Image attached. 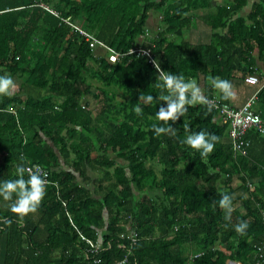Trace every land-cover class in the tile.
Returning a JSON list of instances; mask_svg holds the SVG:
<instances>
[{"label": "trees", "instance_id": "1", "mask_svg": "<svg viewBox=\"0 0 264 264\" xmlns=\"http://www.w3.org/2000/svg\"><path fill=\"white\" fill-rule=\"evenodd\" d=\"M38 1L0 0V76L19 80L17 92L0 96V180L16 178L21 163L49 171L34 213L19 219L0 198V264H264V134L249 132L246 154H235L207 104L186 105L175 122L157 120L166 102L138 98L161 94L159 72L129 53L149 48L162 70L202 79L204 92L217 94L213 77L232 83L258 72L264 0L247 18L233 19L246 0L219 7L208 23L212 41L197 46L183 38L188 13L211 0H42L56 14ZM150 12L161 15L154 32ZM66 18L119 61L92 50ZM254 108L264 116V88ZM153 124L176 134L156 136ZM199 131L219 137L203 159L182 143ZM224 194L233 198L227 220ZM241 221L243 235L234 228ZM99 240L94 250L88 241Z\"/></svg>", "mask_w": 264, "mask_h": 264}, {"label": "clouds", "instance_id": "2", "mask_svg": "<svg viewBox=\"0 0 264 264\" xmlns=\"http://www.w3.org/2000/svg\"><path fill=\"white\" fill-rule=\"evenodd\" d=\"M155 67L159 72V79L155 83L158 89H161V94L154 99L153 95H139L138 101L143 104H151L154 100L166 102V106H161L156 112V119L160 121L175 122L180 116H183L187 111V106L196 104H208L210 102L202 94L197 82L193 79L186 80L180 74H174L164 71L160 65L155 63ZM212 87L219 90L223 99L231 98L233 93V85L227 79L213 77L211 80ZM16 85L12 78L8 75L0 76V96H12ZM167 94H164V91ZM133 111L140 115L142 108L139 104L134 107ZM187 130V126H185ZM153 134L159 136L161 134L171 133L175 136V129L169 125L168 127L157 124L152 125ZM219 141V137L215 134L205 131L193 132L185 137L182 141L191 149L198 150L201 158H206L213 152L215 144ZM27 177V178H25ZM46 177L36 168V166L28 167L21 163L16 167V178L9 180H0V198L4 201H11L9 210L16 214L19 219L29 213H34L40 205L43 198L46 196ZM233 198L224 194L220 197L219 206L225 210V219H230L233 211ZM248 224L246 221H241L235 225V231L241 235L245 234Z\"/></svg>", "mask_w": 264, "mask_h": 264}, {"label": "built area", "instance_id": "3", "mask_svg": "<svg viewBox=\"0 0 264 264\" xmlns=\"http://www.w3.org/2000/svg\"><path fill=\"white\" fill-rule=\"evenodd\" d=\"M38 2L40 6L50 10L49 5H46L42 0ZM54 13L56 14V12ZM64 21L75 27L80 36L83 37L92 50L96 49L98 46L103 47L109 62L117 63L120 57H122V55H119L118 53L111 50L107 45H104L102 42H100L93 33L85 30L78 24H73L70 18H66ZM147 35L148 30H146L145 33V36ZM129 53H137L140 56H146L149 59V62L153 65L157 63L151 49L149 48H132L130 49ZM244 82L246 84L254 85L257 90L239 107H233L232 105L223 102V100L217 94L209 96L204 92V90H201L202 94L210 102V106L208 104L207 105L217 112L216 118L220 124L227 126L228 140L230 142L231 149L235 154H246L247 148L251 146L252 143L251 139L247 136L249 132L258 133L261 135L264 134V116L261 112L256 111L254 108L257 93L264 88V79H261L253 72L247 73V75L244 77ZM32 166H36V168L46 177L47 183H49V171L44 170L40 165L37 164ZM32 166L28 167L31 168ZM126 237L131 238L132 241H135V235L132 232L126 235ZM88 242L92 245L94 250H99L101 248L102 240H99L95 244H93L91 241ZM125 262L126 260H123L116 264H125ZM230 263L239 264L236 262Z\"/></svg>", "mask_w": 264, "mask_h": 264}, {"label": "crops", "instance_id": "4", "mask_svg": "<svg viewBox=\"0 0 264 264\" xmlns=\"http://www.w3.org/2000/svg\"><path fill=\"white\" fill-rule=\"evenodd\" d=\"M233 0H211V5L209 7L202 6L195 10L192 9L188 13L191 18V25L188 27L184 32V40L189 42L190 45H201V44H208L212 41V29L209 26V22L212 20H216L219 17L218 8L222 6H229ZM261 3V0H246V6L244 9L238 13L237 15L233 16V19L238 17H245L247 18L252 12L253 8ZM219 13V14H218ZM161 16L156 12H150L149 15V27H151L152 31L154 32L156 29H159ZM253 57L256 63V67L258 72H254L257 74L261 79H264V57H260L258 50L253 52ZM242 74L236 75L234 78L232 85H233V93L234 95L226 99L225 103L232 105L233 107L241 106L250 96H252L257 88L254 85L246 84L244 82V77L246 76ZM197 85L200 87L201 90H205V83L202 79L196 80ZM217 95H220L219 92Z\"/></svg>", "mask_w": 264, "mask_h": 264}, {"label": "rangeland", "instance_id": "5", "mask_svg": "<svg viewBox=\"0 0 264 264\" xmlns=\"http://www.w3.org/2000/svg\"><path fill=\"white\" fill-rule=\"evenodd\" d=\"M160 16H161V15H160ZM178 40H179V39H178ZM95 51H96L98 54L103 53V50L100 49V48H97ZM13 79H14V78H13ZM193 80L196 81V79H193ZM13 81H14L16 84H18V82H19V80L16 79V78H15ZM93 82H95V81H93ZM17 88H18V85H16V88H15V90H14L15 92H17V90H18ZM117 94H118V98L121 99V96H120L119 91H117ZM225 141H226V142H229V140H228V136L225 138ZM229 144H230V142H229ZM159 167H160V166H156V171H157V172H159ZM233 186H234L235 188H237V187L240 186V180H239L238 178H235V179H234V181H233ZM135 192L138 193L137 190H135ZM127 234H129V232H127ZM191 253H192L191 251H189V250L187 251V254H188V255L191 254Z\"/></svg>", "mask_w": 264, "mask_h": 264}]
</instances>
